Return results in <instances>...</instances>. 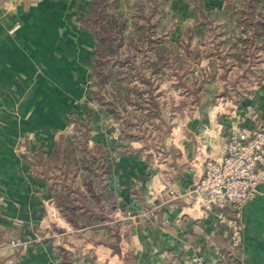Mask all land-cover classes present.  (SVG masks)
<instances>
[{
    "label": "crops",
    "instance_id": "crops-1",
    "mask_svg": "<svg viewBox=\"0 0 264 264\" xmlns=\"http://www.w3.org/2000/svg\"><path fill=\"white\" fill-rule=\"evenodd\" d=\"M92 1L0 0V264H264V186L240 211L236 250V207L193 192L229 134L264 121V62L231 63L216 46L227 35L215 17L233 0H149L150 23L185 61L133 54L149 82L133 77L141 96L114 103L118 118L91 97ZM81 133L96 177L77 186L101 218L90 226L69 220L59 180L43 174L61 138Z\"/></svg>",
    "mask_w": 264,
    "mask_h": 264
},
{
    "label": "trees",
    "instance_id": "trees-1",
    "mask_svg": "<svg viewBox=\"0 0 264 264\" xmlns=\"http://www.w3.org/2000/svg\"><path fill=\"white\" fill-rule=\"evenodd\" d=\"M149 0H93L85 24L93 31L97 47L94 51L93 81L96 90L91 97L102 103L118 118L114 103H129L141 96L130 86L133 77L140 71L133 54L147 48L154 49L160 61L174 50V60L178 68L185 56L178 54L177 47L171 46L164 37L159 36V26L152 25L150 19L153 7ZM226 21L216 19L220 34L227 37L216 46L227 48V60L243 65L253 55L264 62V15L257 9L255 0H233L224 11ZM223 22V23H221ZM221 24V25H220ZM160 29V30H159ZM125 49L126 53L121 50ZM188 61V59H186ZM227 69L229 65H223ZM226 66V67H225ZM141 82L149 81L139 77ZM133 94V98L130 97ZM82 134V133H81ZM63 146L58 145L52 160L45 165L43 174L53 173V179L59 180L60 189L55 193L57 205L67 212L73 223L94 225L101 222L100 214L92 210L95 202L85 192L78 189L80 180L95 178L96 174L87 168L90 158L86 157L85 135L79 140L62 138Z\"/></svg>",
    "mask_w": 264,
    "mask_h": 264
},
{
    "label": "built area",
    "instance_id": "built-area-1",
    "mask_svg": "<svg viewBox=\"0 0 264 264\" xmlns=\"http://www.w3.org/2000/svg\"><path fill=\"white\" fill-rule=\"evenodd\" d=\"M264 186V121L248 131H232L219 161H207L202 176L195 182L193 192L212 206L236 207V218L226 221L230 246L236 250L242 242V225L237 220L247 203L261 194ZM11 244L15 245L14 242ZM193 264H223L203 261Z\"/></svg>",
    "mask_w": 264,
    "mask_h": 264
},
{
    "label": "rangeland",
    "instance_id": "rangeland-1",
    "mask_svg": "<svg viewBox=\"0 0 264 264\" xmlns=\"http://www.w3.org/2000/svg\"><path fill=\"white\" fill-rule=\"evenodd\" d=\"M56 172H58V171H55V172H53V173H56ZM53 173H51V176H52ZM113 247H114V246H111V248H112L111 253H115V251H113ZM92 252L95 253V254L97 253V251H96L95 249H93Z\"/></svg>",
    "mask_w": 264,
    "mask_h": 264
},
{
    "label": "water",
    "instance_id": "water-1",
    "mask_svg": "<svg viewBox=\"0 0 264 264\" xmlns=\"http://www.w3.org/2000/svg\"><path fill=\"white\" fill-rule=\"evenodd\" d=\"M117 108H119V107L117 106ZM119 111H121L120 108H119Z\"/></svg>",
    "mask_w": 264,
    "mask_h": 264
}]
</instances>
